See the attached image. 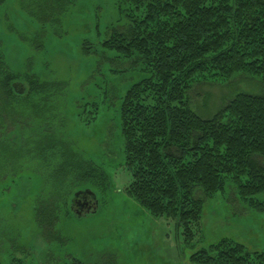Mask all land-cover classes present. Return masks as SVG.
<instances>
[{
	"label": "rangeland",
	"instance_id": "rangeland-1",
	"mask_svg": "<svg viewBox=\"0 0 264 264\" xmlns=\"http://www.w3.org/2000/svg\"><path fill=\"white\" fill-rule=\"evenodd\" d=\"M131 8L125 0H0V68L24 88L0 104V264H196L194 253L226 238L264 250V192L246 201L229 182L205 198L189 243L175 221L126 192L119 108L144 74L135 56L103 42L140 15ZM32 79L47 86L31 90ZM263 91L258 76L240 72L196 82L188 106L207 119L236 94ZM74 157L100 170V182L69 168ZM80 190L95 197L78 215ZM49 204L52 226L38 215Z\"/></svg>",
	"mask_w": 264,
	"mask_h": 264
},
{
	"label": "trees",
	"instance_id": "trees-1",
	"mask_svg": "<svg viewBox=\"0 0 264 264\" xmlns=\"http://www.w3.org/2000/svg\"><path fill=\"white\" fill-rule=\"evenodd\" d=\"M125 1L140 15L132 13L128 27L103 42L126 58L135 56L133 64L144 74L127 88L119 108L130 175L125 190L151 215L175 221L189 243L205 198L229 182L246 201L264 192V91L238 93L207 119L187 97L196 82L226 81L240 72L258 76L264 87V0ZM4 73L0 68V104L7 106L16 91L13 76ZM42 85L47 82L32 79L30 89ZM74 159L69 168L100 182L92 163ZM50 204L38 215L52 226ZM191 260L264 264V250L250 252L226 238Z\"/></svg>",
	"mask_w": 264,
	"mask_h": 264
},
{
	"label": "water",
	"instance_id": "water-1",
	"mask_svg": "<svg viewBox=\"0 0 264 264\" xmlns=\"http://www.w3.org/2000/svg\"><path fill=\"white\" fill-rule=\"evenodd\" d=\"M12 86H13V89L17 92V93H19V94H22L23 93V91H24V88H23V86H22V84L21 83H19V82H14L13 84H12ZM80 195H83L84 197H86V196H91V197H95L94 196V194L90 191V190H80V191H77L76 193H75V198H77V197H79ZM88 204V202H82L81 200L80 201H78L77 202V206H78V208H79V210H77L76 211V213L78 214V215H80V210L82 209V207L83 206H85V205H87Z\"/></svg>",
	"mask_w": 264,
	"mask_h": 264
},
{
	"label": "flooded vegetation",
	"instance_id": "flooded-vegetation-1",
	"mask_svg": "<svg viewBox=\"0 0 264 264\" xmlns=\"http://www.w3.org/2000/svg\"><path fill=\"white\" fill-rule=\"evenodd\" d=\"M80 200L82 202H85V201L88 202V204L83 206L82 208L88 209L90 207L91 201L87 197H84L83 195H80L78 198H76L75 205H77V202Z\"/></svg>",
	"mask_w": 264,
	"mask_h": 264
}]
</instances>
